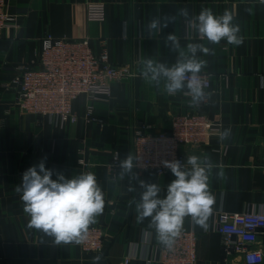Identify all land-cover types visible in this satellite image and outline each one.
<instances>
[{"label":"crops","instance_id":"0c3cea01","mask_svg":"<svg viewBox=\"0 0 264 264\" xmlns=\"http://www.w3.org/2000/svg\"><path fill=\"white\" fill-rule=\"evenodd\" d=\"M104 4L103 22L90 21L87 7ZM187 8L191 15L210 9L216 15L225 10L234 14L244 41L240 46L221 41L210 45L201 41L183 19L169 24L162 35L149 38L146 25L158 15L174 14ZM9 10L17 16V29L0 33V264H147L153 246L160 244L149 220L138 224L134 198L128 177L113 181L107 165L114 151L125 158L130 150L131 134L136 127L150 126L146 133L169 132L170 116L189 112L188 97L169 96L139 76L143 58L175 62L176 54L163 44L174 33L181 45L205 43L214 55L198 54L207 61L202 73L211 77L209 104L201 112L231 128L229 140L213 135L199 149L183 147L189 155L208 154L219 167L214 169L210 190L215 197L207 231L185 219L183 228L198 237V264H222V236L217 231L220 212L264 211V4L260 0H9ZM58 39H88L96 53L106 49L110 60L129 66L134 74L115 84L108 100L81 98L75 103L79 116L75 124L61 125L48 117L20 112L15 106L17 86L13 80L18 68L39 56L46 36ZM92 108L93 118L87 112ZM46 158V167L68 178L92 172L105 194L103 213L96 223L106 230L105 248L86 254L76 244L56 245L53 238L28 226L20 195L15 188L23 173ZM84 159L89 167L79 164ZM223 170V178L215 175ZM139 179L158 183L166 189L175 179L171 172H137ZM55 172L53 179H55ZM161 195H164L162 191ZM91 226V225H90ZM153 233L151 239L143 233ZM264 246V235L260 237Z\"/></svg>","mask_w":264,"mask_h":264},{"label":"clouds","instance_id":"9594fccd","mask_svg":"<svg viewBox=\"0 0 264 264\" xmlns=\"http://www.w3.org/2000/svg\"><path fill=\"white\" fill-rule=\"evenodd\" d=\"M260 3L264 4V0ZM179 19H183L201 41L210 45H218L221 41L233 46L243 44L244 38L240 35V26L234 23V14L225 10L222 15H216L207 8L201 9L197 15H191L187 8H178L174 14L154 16L146 25L148 37L162 35L169 24ZM163 44L176 54L175 62L169 65L151 57L143 58L139 62V76L169 96L182 93L189 98V107L199 106L208 99L209 93L201 75L207 61L198 54L214 55V49L199 42L182 46L174 33L164 36ZM231 136L229 127L219 132L218 139L226 141ZM137 160L132 152L128 153L120 161L117 174L122 181L128 177L130 193L137 192L131 181H136L139 186L138 199L134 198L137 223L148 219V228L154 230L158 242L169 250L181 235L186 218L194 227L207 231L215 203L210 182L214 169L219 167L211 157L193 154L187 156L186 162L163 161L175 177L166 189L158 183L139 179L133 171ZM215 175L222 179L224 172L221 169ZM15 191L20 195L23 212L29 218L28 226L53 238L56 245L83 243L90 225L96 223L105 207V194L94 173L82 172L68 178L62 172L47 168L46 158L23 173L22 183ZM143 235L151 239L153 233L145 231ZM100 260L99 255L93 257V264H99Z\"/></svg>","mask_w":264,"mask_h":264},{"label":"built area","instance_id":"2783aa9c","mask_svg":"<svg viewBox=\"0 0 264 264\" xmlns=\"http://www.w3.org/2000/svg\"><path fill=\"white\" fill-rule=\"evenodd\" d=\"M90 21L103 22L106 18L104 4H90L87 7ZM17 16L9 10V0H0V33L17 29ZM18 68L13 80L17 86L15 106L24 114L48 117L61 125L75 124L79 120L75 103L81 98L88 100H108L112 97L115 84L132 77L129 66L118 65L110 60L103 49L96 53L88 39L71 40L46 36L42 49L33 62ZM206 81V92L211 89V76L201 74ZM210 97L197 107H189L185 114L170 116V131L146 133L150 126L136 127L130 140V150L138 157L137 172L150 171L162 175L171 172L163 161L186 162L182 148L199 149L219 133L221 124L201 112ZM90 107L87 118L93 117ZM114 151L107 165V172L113 181H118L119 163L123 160ZM79 164L89 167L82 158ZM217 231L222 236V264H264V246L260 237L264 235V211L247 210L241 212H220ZM106 243V230L99 225H91L86 239L79 244L86 254L100 253ZM198 237L192 230L183 228L173 249L161 244L153 246L147 264H198ZM132 256L125 258L128 264Z\"/></svg>","mask_w":264,"mask_h":264}]
</instances>
